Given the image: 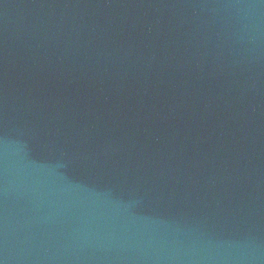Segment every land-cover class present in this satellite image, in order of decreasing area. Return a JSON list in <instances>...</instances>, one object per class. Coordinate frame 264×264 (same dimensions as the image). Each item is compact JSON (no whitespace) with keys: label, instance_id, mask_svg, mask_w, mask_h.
<instances>
[{"label":"water","instance_id":"1","mask_svg":"<svg viewBox=\"0 0 264 264\" xmlns=\"http://www.w3.org/2000/svg\"><path fill=\"white\" fill-rule=\"evenodd\" d=\"M0 264H264V0H0Z\"/></svg>","mask_w":264,"mask_h":264}]
</instances>
